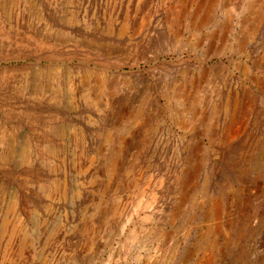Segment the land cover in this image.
<instances>
[{"label": "rangeland", "instance_id": "1", "mask_svg": "<svg viewBox=\"0 0 264 264\" xmlns=\"http://www.w3.org/2000/svg\"><path fill=\"white\" fill-rule=\"evenodd\" d=\"M0 264H264V0H0Z\"/></svg>", "mask_w": 264, "mask_h": 264}, {"label": "bare ground", "instance_id": "2", "mask_svg": "<svg viewBox=\"0 0 264 264\" xmlns=\"http://www.w3.org/2000/svg\"><path fill=\"white\" fill-rule=\"evenodd\" d=\"M89 102H90V101H89ZM25 145H26V144H25ZM28 145H29V144H28ZM48 145H50V144H48ZM51 145H52V144H51ZM51 145H50V148L53 147V146L51 147ZM32 146H33V145H32ZM26 148H27V146H26ZM35 148H36V147H35ZM37 148H38V147H37ZM38 149H39V148H38ZM46 149H47V148H46ZM46 149H45V150H46ZM54 149H55V148H54ZM21 150H22V149H21ZM33 150H34V149H33ZM41 150H42V149H41ZM49 150H51V149H49ZM39 151H40V150H39ZM47 151H48V150H47ZM51 151H52V150H51ZM51 151H50V152H51ZM21 152H22V151H21ZM33 152H34V151H33ZM37 152H38V151H37ZM42 152H43V151H42ZM44 152H45V151H44ZM50 152H48V154H49ZM53 152H54V151H53ZM30 153H31V152H30ZM38 153H39V152H38ZM51 153H52V152H51ZM51 153H50V155H52ZM116 154H118V153H116ZM21 155H22V154H21ZM29 155H30V154H29ZM50 155H49V156H50ZM53 155H54V154H53ZM53 155H52V157H53ZM55 155H56V154H55ZM118 155H119V154H118ZM22 156H23V155H22ZM115 156H116V155H115ZM29 157H30V156H28V158H29ZM39 157H40V155H39ZM46 157H47V156H46ZM25 158H27V157H25ZM116 158H117V157H116ZM34 159H35V158H34ZM29 161H30V160H29ZM114 162H115V161H114ZM109 163H110V162H109ZM116 163H117V162H116ZM22 165H23V164H22ZM111 165H112V164H111ZM111 165H110V166H111ZM26 166H27V165H26ZM29 166H30V165H29ZM112 167H113V168H112ZM112 167H111V168L114 169V166H112ZM116 167H117V166H116ZM108 168H109V167H108ZM86 170H87V169H86ZM108 170H109V169H108ZM112 173H113V172H111L110 174L112 175ZM114 173H115V171H114ZM55 185H56V184H55ZM191 186H192V185H191ZM55 187H56V186H55ZM186 188H187V187H186ZM188 188H190V187H188ZM183 189H185V188H183ZM189 190H190V189H189ZM42 191H43V190H42ZM183 191H184V190H183ZM179 194H180V193H179ZM184 194H185V193H184ZM153 196H154V195H153ZM180 197H181V196H180ZM184 197H185V196H184ZM187 197H188V196H187ZM151 199H153V198H151ZM180 199H182V198H180ZM184 199H187V198H184ZM142 201H143V200H142ZM153 201H154V200H153ZM178 203H179V202H178ZM137 204H138V203H137ZM147 204H148V203H147ZM176 207H178V205H177ZM212 210H213V209H212ZM13 211H15V210H13ZM9 212H10V211H9ZM11 212H12V211H11ZM13 214H14V212H13ZM3 216H4V215H3ZM16 216H17V215H16ZM5 218H6V217H5ZM18 218H19V216H18ZM10 219H11V218H10ZM127 219H128V218H127ZM13 220H14V219H13ZM18 220H19V219H18ZM9 221H10V220H9ZM11 223H12V222H11ZM3 224H4V223H3ZM2 226L4 227V225H2ZM18 227H19V226H18ZM12 228L14 229V227H12ZM16 228H17V227H15V229H16ZM8 229H9V228H8ZM15 229H14V230H15ZM8 231H9V230H8ZM17 231H20V230H17ZM11 232H12V231H11ZM13 232H14V231H13ZM1 234H2V233H1ZM16 234H17V233H16ZM49 234H50V233H49ZM6 235H7V234H6ZM11 235H12V234H11ZM9 236H10V235H9ZM22 238H24V237L22 236ZM8 239H9V238H8ZM7 242H8V241H7ZM10 242H11V241H10ZM20 242H21V241H20ZM22 242H23V240H22ZM24 242H25V241H24ZM26 242H27V241H26ZM29 242H30V241H29ZM5 243H6V242H5ZM28 245H29V244H28ZM6 246H7V245H6ZM22 247H23V246H22ZM16 248H17V247H16ZM89 248H90V247H89ZM22 249H23V248H22ZM8 250H9V249H8ZM12 251H14V250H12ZM4 252H5V251H4ZM2 253H3V252H2ZM2 253H1V254H2ZM5 253H6V252H5ZM23 253H24V252H23ZM21 254H22V253H21ZM21 254H19L20 257H21ZM4 255H5V254H4ZM8 255H9V254H8ZM17 255H18V254H17ZM6 258H7V257H6ZM39 259H40V258H39Z\"/></svg>", "mask_w": 264, "mask_h": 264}]
</instances>
